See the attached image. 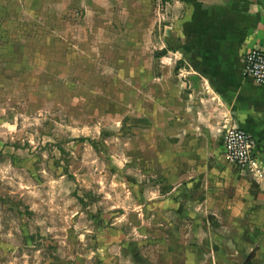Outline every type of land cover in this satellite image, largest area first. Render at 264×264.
<instances>
[{"label": "rangeland", "instance_id": "1", "mask_svg": "<svg viewBox=\"0 0 264 264\" xmlns=\"http://www.w3.org/2000/svg\"><path fill=\"white\" fill-rule=\"evenodd\" d=\"M160 3L0 0V264H171L142 214Z\"/></svg>", "mask_w": 264, "mask_h": 264}, {"label": "crops", "instance_id": "2", "mask_svg": "<svg viewBox=\"0 0 264 264\" xmlns=\"http://www.w3.org/2000/svg\"><path fill=\"white\" fill-rule=\"evenodd\" d=\"M159 2V65L141 86L143 166L158 189L142 214L172 233L158 240L171 264H264V87L242 74L264 48V0ZM234 126L257 138L260 173L230 176Z\"/></svg>", "mask_w": 264, "mask_h": 264}, {"label": "built area", "instance_id": "3", "mask_svg": "<svg viewBox=\"0 0 264 264\" xmlns=\"http://www.w3.org/2000/svg\"><path fill=\"white\" fill-rule=\"evenodd\" d=\"M242 74L264 87V48H254L245 55ZM223 143L226 156L234 167L260 173L256 164V137L242 127H228L223 134Z\"/></svg>", "mask_w": 264, "mask_h": 264}]
</instances>
